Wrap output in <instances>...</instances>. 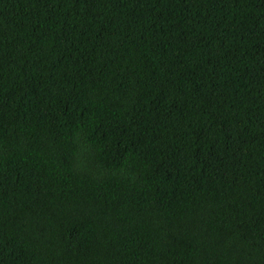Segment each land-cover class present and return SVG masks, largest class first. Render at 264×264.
<instances>
[{
  "label": "trees",
  "instance_id": "16d2710c",
  "mask_svg": "<svg viewBox=\"0 0 264 264\" xmlns=\"http://www.w3.org/2000/svg\"><path fill=\"white\" fill-rule=\"evenodd\" d=\"M0 264H264V0H0Z\"/></svg>",
  "mask_w": 264,
  "mask_h": 264
}]
</instances>
